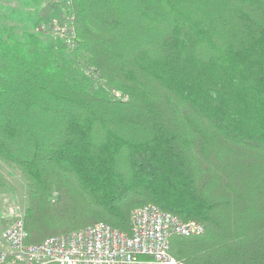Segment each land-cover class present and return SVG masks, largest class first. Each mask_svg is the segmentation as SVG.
Wrapping results in <instances>:
<instances>
[{
    "label": "trees",
    "instance_id": "1",
    "mask_svg": "<svg viewBox=\"0 0 264 264\" xmlns=\"http://www.w3.org/2000/svg\"><path fill=\"white\" fill-rule=\"evenodd\" d=\"M67 13L74 50L0 29V161L27 182L26 242L95 222L130 234L132 210L154 204L204 227L171 239L185 264H264V0Z\"/></svg>",
    "mask_w": 264,
    "mask_h": 264
},
{
    "label": "built area",
    "instance_id": "2",
    "mask_svg": "<svg viewBox=\"0 0 264 264\" xmlns=\"http://www.w3.org/2000/svg\"><path fill=\"white\" fill-rule=\"evenodd\" d=\"M72 22L70 16L66 24L52 25L48 33L73 48ZM41 30L47 29L42 26ZM203 232L204 227L196 221H182L154 204H144L131 212L130 234L95 222L27 243L28 233L17 217L2 233L0 264H185L170 253L171 239Z\"/></svg>",
    "mask_w": 264,
    "mask_h": 264
},
{
    "label": "rangeland",
    "instance_id": "3",
    "mask_svg": "<svg viewBox=\"0 0 264 264\" xmlns=\"http://www.w3.org/2000/svg\"><path fill=\"white\" fill-rule=\"evenodd\" d=\"M69 4L71 5V0H0V29L6 30L8 34L18 37H22L23 32L30 31L36 35H40L45 39L46 43L57 41L63 43L68 50H74L78 37L73 22L72 24L75 31V44L73 48L67 47L64 41L55 37L54 34L48 33L52 25H64L67 23L68 17L72 16L67 13V7L69 8L70 6ZM42 26L47 30L42 31ZM83 65L84 68H86V74H88L92 80L96 81L97 84L102 83V80L98 77L99 75L93 73V69L88 63H83ZM106 91L116 100L123 99V96L117 91L109 89H106ZM121 101L124 102L126 100L123 99ZM0 173L5 182L4 187L0 189L1 243L2 233L17 217H21L23 222V215L26 212L29 202V189L24 176L13 166L0 161ZM57 198V193L55 192L51 197L52 202ZM11 210L12 214H10ZM201 235L202 234L191 237H199Z\"/></svg>",
    "mask_w": 264,
    "mask_h": 264
},
{
    "label": "crops",
    "instance_id": "4",
    "mask_svg": "<svg viewBox=\"0 0 264 264\" xmlns=\"http://www.w3.org/2000/svg\"><path fill=\"white\" fill-rule=\"evenodd\" d=\"M2 228H3V226H2Z\"/></svg>",
    "mask_w": 264,
    "mask_h": 264
}]
</instances>
